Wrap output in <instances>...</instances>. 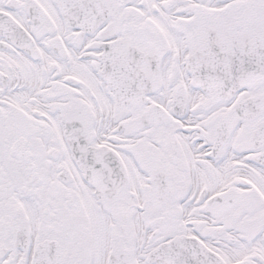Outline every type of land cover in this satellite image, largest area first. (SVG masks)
Here are the masks:
<instances>
[{"label":"snow or ice","instance_id":"snow-or-ice-1","mask_svg":"<svg viewBox=\"0 0 264 264\" xmlns=\"http://www.w3.org/2000/svg\"><path fill=\"white\" fill-rule=\"evenodd\" d=\"M0 264H264V0H0Z\"/></svg>","mask_w":264,"mask_h":264}]
</instances>
